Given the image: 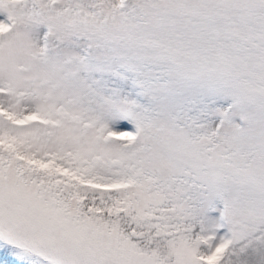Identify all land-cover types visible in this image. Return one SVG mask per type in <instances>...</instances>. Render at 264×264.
Masks as SVG:
<instances>
[{
	"label": "snow or ice",
	"instance_id": "1",
	"mask_svg": "<svg viewBox=\"0 0 264 264\" xmlns=\"http://www.w3.org/2000/svg\"><path fill=\"white\" fill-rule=\"evenodd\" d=\"M0 264H264V0H0Z\"/></svg>",
	"mask_w": 264,
	"mask_h": 264
}]
</instances>
